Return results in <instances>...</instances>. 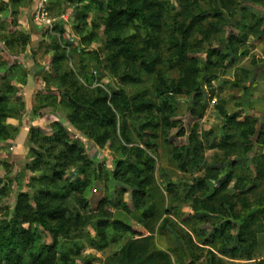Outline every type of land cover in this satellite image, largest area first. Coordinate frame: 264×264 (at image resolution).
<instances>
[{
  "label": "rangeland",
  "instance_id": "1",
  "mask_svg": "<svg viewBox=\"0 0 264 264\" xmlns=\"http://www.w3.org/2000/svg\"><path fill=\"white\" fill-rule=\"evenodd\" d=\"M36 1L23 0L20 5L13 6L11 0H0V6L2 2L10 6L9 11L0 13V92L5 91L7 84L16 88V92L10 95L14 116L8 120L16 133L13 139L0 141V226L13 218L20 194H28L31 199L42 192L56 194L65 182L83 180L87 176L92 180L91 187L85 193L89 200L88 211H81L72 199L66 202L70 220L74 222L79 215L83 223L79 226L73 223L67 234L62 235L40 231L39 244L54 243L55 249L67 252L75 264H86L87 261L90 264H119L118 253L127 241L153 234L156 246L169 253L174 264H189L192 261L195 264H211L212 249L203 243L204 237L215 225H224L227 218L210 212V196L229 171L235 177H254L255 164L264 155V37L259 39L260 26L255 24L256 19L264 17V0H197L203 10L222 13L218 16L211 13L188 39L191 62L187 69L191 74L195 70L198 77L195 74L194 77L202 80L200 104L194 101V95L176 92L172 83L177 82L182 74L167 62L170 56L167 48L162 47L163 62L157 67L163 73L166 84L155 75L145 74H141L140 81H131L123 77L131 68L138 71L136 64L126 66L127 63L121 58L111 65L107 61L109 52L103 49L105 40L98 31L92 42L84 41L76 33L74 22L77 5L68 0H48L47 12L53 26L47 27L36 18ZM167 1L171 15L168 23L172 25L176 17L183 21L186 14L177 16L183 9L181 0ZM13 10L18 12L17 25L13 23ZM102 15L90 12L89 22L100 19ZM250 25L254 27L251 30ZM56 27L63 28L77 48L75 51L65 49L69 58L63 63L64 68L69 67L76 72L85 59L88 71L94 78L93 83L87 86L89 89L101 87L110 97L111 88H124L132 96H145L153 100L158 107L155 111L158 120L170 114L172 120L177 122V127L169 131L167 137L160 135L157 152L152 153L156 160L158 187L155 189L158 217L150 226L154 228L153 231L118 205L122 201L130 209L132 207L129 195L122 194L121 184L112 176L118 153L111 148V142L108 140L103 145L98 144L68 120L71 110L63 100L64 87L51 70L53 48L57 42H61ZM15 30L29 36L27 44L20 40L10 44L15 40L11 36ZM91 30L90 26L84 36ZM133 33L128 30L125 35ZM209 50L222 54V59L212 56L214 62L208 64ZM96 51L103 61V66L99 68L92 59V53ZM236 113L240 115L237 122H243L247 117L258 121L254 125L253 135L246 138L242 130L235 127L230 118ZM55 122L66 126L71 135L70 142L75 141L83 148V155L90 163L87 167L83 161L64 160L62 182L54 178L49 181L57 171L53 157L31 141L34 130H40L50 137L51 126ZM182 131L183 134L179 136ZM191 134L202 146L201 156L197 164L185 172L172 161L171 150L174 146L188 145ZM259 134H262L261 138ZM116 135L121 141L118 125ZM63 149L65 151V147ZM200 179H204L203 185H193ZM236 182L237 179L232 181L228 190L230 194H237L234 188ZM170 184L175 189L171 193L166 190ZM259 195H264V183L259 184L256 192L249 197L253 202ZM104 198L110 200L109 209L114 219L127 223L142 235H114L109 232L107 248L91 247L89 236H96L93 224L98 217H94L90 223L85 222L89 216L97 215ZM47 200L51 204L57 202L54 196ZM166 210L169 214L165 213ZM165 219H168L167 224L160 233L159 226ZM25 226L28 227V224ZM259 244L254 260H246L241 254L230 257L229 254L223 256L217 253L215 264H264V232L259 234ZM79 247L82 250L77 255ZM0 264L10 262L0 255ZM11 264L39 263L32 262L29 253L25 252L19 262Z\"/></svg>",
  "mask_w": 264,
  "mask_h": 264
},
{
  "label": "trees",
  "instance_id": "2",
  "mask_svg": "<svg viewBox=\"0 0 264 264\" xmlns=\"http://www.w3.org/2000/svg\"><path fill=\"white\" fill-rule=\"evenodd\" d=\"M22 1L11 0L10 4L17 6ZM68 1L78 6L74 29L84 41L92 42L98 31L105 40L103 49L109 52L107 61L111 65L112 63L115 65L116 61L122 58L127 63L126 66L136 64L139 67L138 71L131 68L123 78L138 82L141 80V74L155 75L159 81L166 84L163 73L157 69L163 62L161 51L164 47L170 54L167 60L170 67L179 69L182 74L177 82L172 83L176 92L194 95V101L197 104L201 103L202 80L194 77L197 73L195 70L191 74L187 69L191 62L188 56V39L211 13L218 16L222 15L221 12L203 10L197 0H181L183 9L177 16L185 14L186 16L183 21L176 17L170 25L168 23L171 18L170 4L167 0ZM9 9V4L2 2L0 13ZM11 12L13 23L17 25L18 12L15 10ZM90 12H99L103 15L100 19L89 22ZM255 24L260 26L261 39L264 37V17L256 19ZM90 26L92 30L84 36ZM248 27L249 30L254 28L252 25ZM55 30L60 35L61 42H57L53 48L51 70L64 87L63 100L71 110L68 120L71 125L90 135L98 144L103 145L108 140L111 142V148L118 153V161L112 176L121 184L122 194L129 195L132 207L130 209L122 201L118 205L153 231L154 228L150 226L158 217L155 197V189L158 187L155 178L156 160L152 153L157 152V140L160 135L167 137L169 131L177 127V122L172 120L170 114L158 120L155 114L158 107L153 100L145 96H132L124 88H111L110 97L101 87L89 89L87 86L93 83L94 78L88 71L85 59L76 72L69 67L65 69L63 63L69 58L65 49L75 51L77 48L73 46L63 28L56 27ZM128 30L134 33L126 36ZM11 36H14L15 40L10 44H15L19 40L27 44L29 41V36L22 31L15 30ZM212 56H217L221 60L223 55L215 50H209L207 62L211 65L214 62ZM92 59L98 68L103 66L98 51L92 53ZM15 92L16 88L9 84L5 86V91L0 92V141L13 139L16 133L8 122L14 116L10 95ZM224 116L227 117L226 114ZM239 116V113H236L230 120L235 127L242 130L244 137L253 135L254 125L258 121L247 117L243 122H237ZM116 125L119 126L120 139L123 143L116 135ZM51 128L50 137L43 135L40 130L32 131L31 141L50 152L54 159L52 161L57 166V171L49 181L54 178L62 182L61 167L64 160L83 161L87 167L90 163L83 155V148L75 141L70 142L71 135L64 124L55 122ZM182 134L183 131L179 136ZM261 136L262 134H259V138ZM200 147L202 146L197 142L195 135L191 134L188 145L172 148V161L179 170L187 172L197 164L201 156ZM38 157L41 159V155ZM233 165L234 163L231 166ZM254 170L256 173L254 177H235L234 173L229 171L210 196L212 200L210 212L227 218L224 225H215L213 230L206 234L205 239L202 238L203 243L212 249L211 264H215L217 253L223 256L229 254L230 257L241 254L246 260H254L255 251L260 245L259 234L264 232V195L257 196L253 202L249 195L256 192L259 184L264 183V155L256 162ZM234 179H237L234 186L236 195L228 192ZM197 181L198 183L193 182V185L201 186L204 183V179ZM91 185L92 180L85 176L83 180L65 182L56 194L42 192L33 199L28 194H20L13 218L0 226V255L10 264L19 262L25 252L29 253L32 262L39 264H75L67 252L56 250L54 243L39 244L41 237L38 232L62 235L67 234L69 227L81 225L83 222L79 215L75 217L74 222L68 217L66 202L72 199L81 211L87 212L89 200L85 193ZM166 190L171 193L175 189L170 184ZM51 196L57 199L56 204L48 202L47 198ZM109 205L108 198L101 200L97 215L89 216L85 222L90 223L94 217H98L93 224L96 236L93 238L89 236V245L93 248H107L110 243L109 232L114 235L122 233H129L131 236L142 235L127 223L114 219ZM165 213L169 214V211L166 210ZM167 221L168 219H165L159 226L160 233H163ZM202 233L200 237L203 236ZM81 250L79 247L76 254L78 255ZM118 254L119 264H174L172 256L156 246L153 234L132 238L121 247ZM86 264L90 262L87 261ZM189 264H195V261Z\"/></svg>",
  "mask_w": 264,
  "mask_h": 264
},
{
  "label": "built area",
  "instance_id": "3",
  "mask_svg": "<svg viewBox=\"0 0 264 264\" xmlns=\"http://www.w3.org/2000/svg\"><path fill=\"white\" fill-rule=\"evenodd\" d=\"M48 9V0H37L35 6L36 18L41 22L47 24V27H52L51 19L49 18Z\"/></svg>",
  "mask_w": 264,
  "mask_h": 264
},
{
  "label": "crops",
  "instance_id": "4",
  "mask_svg": "<svg viewBox=\"0 0 264 264\" xmlns=\"http://www.w3.org/2000/svg\"><path fill=\"white\" fill-rule=\"evenodd\" d=\"M263 259V258H262Z\"/></svg>",
  "mask_w": 264,
  "mask_h": 264
}]
</instances>
